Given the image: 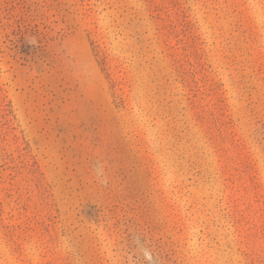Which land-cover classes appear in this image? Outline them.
I'll return each instance as SVG.
<instances>
[{
    "label": "rangeland",
    "instance_id": "374dc122",
    "mask_svg": "<svg viewBox=\"0 0 264 264\" xmlns=\"http://www.w3.org/2000/svg\"><path fill=\"white\" fill-rule=\"evenodd\" d=\"M165 1L0 0V83L14 109L0 100V264H264V156L235 143L216 110L220 98L235 113L247 105L230 59L252 54L260 69L264 0H180L183 14ZM186 18L207 66L183 50ZM134 28L148 56L125 40ZM93 43L126 51L129 110H117ZM184 53L193 90L190 73L152 75ZM256 79L264 109V69ZM211 110L219 135L202 120Z\"/></svg>",
    "mask_w": 264,
    "mask_h": 264
},
{
    "label": "trees",
    "instance_id": "16d2710c",
    "mask_svg": "<svg viewBox=\"0 0 264 264\" xmlns=\"http://www.w3.org/2000/svg\"><path fill=\"white\" fill-rule=\"evenodd\" d=\"M85 2V0H82ZM146 2H149L152 4V7L155 6L156 2L155 0H144ZM161 1V0H159ZM163 3L164 0H162ZM183 3L180 0H169L168 4L169 6L179 7L177 10L178 13L183 14L185 7L183 6ZM166 8V6H165ZM161 10V8H156L155 11ZM167 14L169 12L167 11ZM170 16V15H169ZM133 21L131 20V23ZM170 25L167 29H169V32L171 34L173 33V30L176 29L174 25V21L169 19ZM134 23V22H133ZM188 25L187 31L190 32V34H186L188 42L187 45H183L182 47L184 52H187L188 48L186 46H189L190 49H192V57L199 60L197 65L201 66H207L206 62H209V58H207L205 53V48L201 47L202 44H196L197 39L194 37V35L191 33V23L187 20V18L184 20L183 25ZM139 23H136V26L138 27ZM182 25V24H181ZM185 27V26H184ZM242 26L239 25L238 29H241ZM130 28H128L129 30ZM238 31V30H237ZM130 37H133L136 39L135 43H133V47L140 50V54L142 56H148L145 54L144 47L142 45V34L139 30H136L134 28V34L129 35V37H126L125 40L129 39ZM235 40V37L233 38ZM167 45H169L171 42V38L168 36L166 39ZM184 42L179 41V45L183 44ZM112 45V44H111ZM180 47V46H179ZM93 48L95 51V54L97 56L99 65L101 67V70L105 76V79L107 81V84L111 90V93L113 95V98L115 99L116 107L119 112H125L129 110L130 100H131V93L134 92V87L130 83L129 80V70L127 71L124 67V65L127 63L128 57L124 56L126 51L122 50L119 54L115 53V47L112 48L108 47V45H105L104 47L100 44H94ZM173 48V47H171ZM238 48V47H237ZM23 51L29 53V47L27 44L23 45ZM146 49V48H145ZM232 47L224 48L226 51H232ZM242 50V48H241ZM243 54H240L239 58L237 59H230V65L233 68V73H229V76L237 75L238 78L234 82V89L238 92L240 98L242 101H244L247 105L240 109L239 113H235L233 111H230L226 105L223 104V99H219V104L216 108V110H220L219 114L223 118L222 125L224 129L228 128L230 130V135L235 136L233 140L235 143H240L242 141V146L245 150L248 152H253V156L255 157H262L264 156V109L262 106V101L259 100V98L253 94V90L256 89V87H253L252 81H254L256 78L259 77V74H261V71L264 69V62L261 63L260 69L257 68V62L254 60L253 55L250 54L248 58L242 59ZM187 58V59H186ZM206 59V62H203L204 65H202V61ZM121 61V62H120ZM120 62V63H119ZM252 62V65H249ZM158 63V62H157ZM254 64V65H253ZM188 65V67H187ZM234 65H238L239 67L234 68ZM195 66V65H194ZM193 64L190 62V58L187 57V54L184 53L179 59H173V62L171 64V67L169 68L170 71H167V73L162 72L164 68H159L157 64L153 63L151 64V72L152 75H157L158 73H161L162 79L167 78V84L170 83L171 79L178 78L184 74H192V81H187L189 88L198 86V81L196 80V74L197 69L193 70ZM120 69V70H119ZM210 69V70H209ZM246 69H250V74L246 72ZM203 70V71H202ZM202 70L200 73H203V76L201 79L207 80L209 77H212L211 74L214 73L213 64H208V67H202ZM258 71V72H257ZM132 77V76H131ZM257 80V79H256ZM133 81V80H132ZM184 82L186 83V80L184 78ZM135 83H138L135 81ZM126 88H129L128 90ZM160 89V87H159ZM193 90V88H190ZM199 90V89H198ZM4 90L1 87L0 83V100L2 102V106L6 110L7 116L13 115L14 109L12 106L11 101L7 102V96H4ZM160 96L158 92L155 93L154 97ZM142 98V97H141ZM135 99V98H134ZM159 99V98H158ZM136 100V99H135ZM162 100H159L161 102ZM257 106V107H256ZM215 110V111H216ZM210 111L209 113H205L202 116V120L207 123L208 128L211 132L219 135L221 134V129L218 126V120L216 118V112ZM234 117V119L232 118ZM16 118V117H14ZM232 130V132H231ZM241 134V137L238 135ZM223 137V136H222Z\"/></svg>",
    "mask_w": 264,
    "mask_h": 264
}]
</instances>
